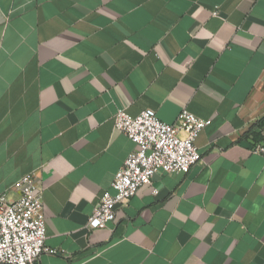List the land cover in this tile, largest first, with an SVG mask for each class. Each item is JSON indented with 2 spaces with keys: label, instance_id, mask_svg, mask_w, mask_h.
<instances>
[{
  "label": "crops",
  "instance_id": "0c3cea01",
  "mask_svg": "<svg viewBox=\"0 0 264 264\" xmlns=\"http://www.w3.org/2000/svg\"><path fill=\"white\" fill-rule=\"evenodd\" d=\"M119 108L211 123L188 173L159 170L93 230L137 149ZM263 118L264 0H0V195L38 172L57 250L38 264H264Z\"/></svg>",
  "mask_w": 264,
  "mask_h": 264
},
{
  "label": "built area",
  "instance_id": "2783aa9c",
  "mask_svg": "<svg viewBox=\"0 0 264 264\" xmlns=\"http://www.w3.org/2000/svg\"><path fill=\"white\" fill-rule=\"evenodd\" d=\"M220 16V8L213 11ZM211 119H203L183 108L175 123H166L153 110H143L132 116L119 108L114 116V128L126 134L136 145L115 174L114 193L105 191L94 208L87 227L100 229L116 221L118 206L135 196L141 187L153 184L159 170L188 173L202 160L197 145L198 134ZM252 152L264 157V127ZM17 199L0 195V264H38L44 253L57 250L46 245V215L43 188L37 171L25 174L15 184ZM153 194L159 190L154 187Z\"/></svg>",
  "mask_w": 264,
  "mask_h": 264
},
{
  "label": "trees",
  "instance_id": "16d2710c",
  "mask_svg": "<svg viewBox=\"0 0 264 264\" xmlns=\"http://www.w3.org/2000/svg\"><path fill=\"white\" fill-rule=\"evenodd\" d=\"M262 123H264V118L262 119ZM251 132H253V131H251Z\"/></svg>",
  "mask_w": 264,
  "mask_h": 264
}]
</instances>
